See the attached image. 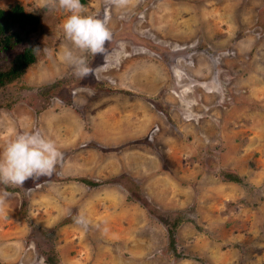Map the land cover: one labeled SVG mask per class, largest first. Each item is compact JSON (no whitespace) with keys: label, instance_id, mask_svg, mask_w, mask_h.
Instances as JSON below:
<instances>
[{"label":"rangeland","instance_id":"rangeland-1","mask_svg":"<svg viewBox=\"0 0 264 264\" xmlns=\"http://www.w3.org/2000/svg\"><path fill=\"white\" fill-rule=\"evenodd\" d=\"M15 2L39 51L0 87V152L38 129L63 158L0 183V264H264V0H81L112 31L84 79L62 55L68 13L0 7ZM157 216L179 220L174 244Z\"/></svg>","mask_w":264,"mask_h":264},{"label":"clouds","instance_id":"clouds-1","mask_svg":"<svg viewBox=\"0 0 264 264\" xmlns=\"http://www.w3.org/2000/svg\"><path fill=\"white\" fill-rule=\"evenodd\" d=\"M43 3L45 7H58L68 13L63 23V31L73 47L63 50V59L74 69L78 78H97V70L89 65L87 55L104 53L106 56L105 43L112 40L109 18L86 13L81 0H43ZM110 3L124 8L131 0H110ZM62 158L63 154L53 138L38 129L24 131L10 139L0 152V183L22 186L34 176L51 175ZM9 195L7 191L0 192V213L5 211Z\"/></svg>","mask_w":264,"mask_h":264},{"label":"trees","instance_id":"trees-1","mask_svg":"<svg viewBox=\"0 0 264 264\" xmlns=\"http://www.w3.org/2000/svg\"><path fill=\"white\" fill-rule=\"evenodd\" d=\"M39 24L37 14L26 12L23 5L15 2L7 9L0 7V51H7L19 43L26 42L23 49L16 53L6 68H0V87H3L10 81L19 78L36 59V41L29 40V34L36 31ZM85 179V178H84ZM82 179L88 183L87 179ZM130 198H135L138 187L130 189ZM157 216L158 220L165 226L168 234L169 244H174L175 231L180 223L171 216Z\"/></svg>","mask_w":264,"mask_h":264}]
</instances>
